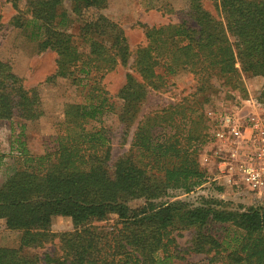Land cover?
Listing matches in <instances>:
<instances>
[{
  "label": "trees",
  "instance_id": "16d2710c",
  "mask_svg": "<svg viewBox=\"0 0 264 264\" xmlns=\"http://www.w3.org/2000/svg\"><path fill=\"white\" fill-rule=\"evenodd\" d=\"M9 1L17 12L12 25L43 31L38 52L56 55L45 82L66 79L84 94L62 105L51 150L33 154L15 139L18 166L0 184V219L21 236L18 247H0V264H180L191 254H203L206 264H264V204L243 209L216 198L165 200L171 190L191 192L209 179L197 155L212 137L192 102L144 115L115 161L104 129L90 125L115 112L102 80L129 60L117 114L127 125L147 93L167 88L179 73L194 76L196 95L213 88L214 78L236 82L239 66L264 77V0H212L216 14L201 0H188L187 19L141 24L146 44L134 52L123 29L101 13L108 0H70L69 9L64 0H25L30 18L20 13L19 0ZM75 19L87 51L67 31ZM15 114L39 119L40 92L26 88L0 60V119ZM6 157L0 152V170ZM54 216L69 218L72 229L52 232ZM211 224L230 227L225 238L213 235ZM183 230L191 237L181 255L177 237ZM55 240L52 252L29 253Z\"/></svg>",
  "mask_w": 264,
  "mask_h": 264
},
{
  "label": "rangeland",
  "instance_id": "374dc122",
  "mask_svg": "<svg viewBox=\"0 0 264 264\" xmlns=\"http://www.w3.org/2000/svg\"><path fill=\"white\" fill-rule=\"evenodd\" d=\"M204 8L216 14L212 0H201ZM69 9L70 0H64ZM18 8L27 18L30 10L25 0H19ZM188 0H108L107 6L101 13L123 29L132 52L138 46L146 44L144 30L141 24L147 26H160L168 23H179L187 19ZM17 15L9 0H0V60L11 65L13 72L22 78L23 85L38 88L41 96L43 114L36 120H23L13 115L9 119H0V152L6 154L5 164L0 170V184L13 173L18 166L15 139L25 142L26 147L33 154H41L51 150L58 122L61 120V110L64 103L79 102L84 94L81 88L71 84L66 79H56L54 83L45 82L47 77L55 71L56 55L47 50L38 52V42L43 38V31L35 34L32 24L23 28L14 27L12 18ZM80 21L76 19L69 23L68 32L74 35L76 45L81 51H87L80 34ZM129 64L126 67L117 66L115 70L106 74L102 80L104 88L108 91L110 102L115 105V112L103 114L99 120L91 122L104 129L112 145V160L115 161L127 152L134 127L144 115L165 108L176 103L192 102L195 114H202L206 126L209 128L210 138L201 146L197 159L200 166L209 177L208 181L193 189L191 192L171 190L165 200H183L191 204H198L201 197L220 199L228 208H243L256 206L259 202L253 199H241L234 195L231 188L223 186L224 161L223 154L219 153V143L213 133L223 122V118L235 117L239 123H244L246 117L255 111L264 91V77L251 76L243 71L240 66L236 82L225 78H214V87L195 94L196 80L190 73H179L172 76L167 88L160 91L150 90L146 99L140 106L139 115L131 124L122 123L118 113L122 101L119 92L125 83L127 72H131ZM126 124V125H125ZM245 190V185L240 186ZM104 224V222L102 223ZM72 229L69 218L54 216L50 230L58 233ZM230 227L223 224H211L210 232L219 239L225 238ZM232 230H230V233ZM21 232L9 230L5 227L4 220L0 219V247H18ZM190 230H183L177 237L178 251L184 255V250L189 244ZM57 240L43 248L32 249L29 253L41 255L52 252ZM203 254L185 256L180 264H206ZM37 264H44L39 262Z\"/></svg>",
  "mask_w": 264,
  "mask_h": 264
},
{
  "label": "built area",
  "instance_id": "2783aa9c",
  "mask_svg": "<svg viewBox=\"0 0 264 264\" xmlns=\"http://www.w3.org/2000/svg\"><path fill=\"white\" fill-rule=\"evenodd\" d=\"M213 137L224 156L222 185L241 199L264 204V106L259 104L244 123L235 117L223 118ZM242 184L245 190H241Z\"/></svg>",
  "mask_w": 264,
  "mask_h": 264
},
{
  "label": "crops",
  "instance_id": "0c3cea01",
  "mask_svg": "<svg viewBox=\"0 0 264 264\" xmlns=\"http://www.w3.org/2000/svg\"><path fill=\"white\" fill-rule=\"evenodd\" d=\"M224 171H225V169H224ZM225 175H226V174H225ZM225 175H223L222 179H225V177H226Z\"/></svg>",
  "mask_w": 264,
  "mask_h": 264
}]
</instances>
